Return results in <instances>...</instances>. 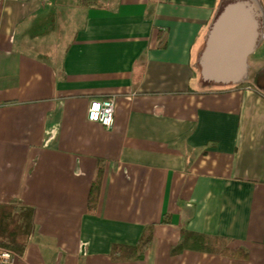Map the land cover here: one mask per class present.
I'll return each mask as SVG.
<instances>
[{"label":"crops","instance_id":"obj_1","mask_svg":"<svg viewBox=\"0 0 264 264\" xmlns=\"http://www.w3.org/2000/svg\"><path fill=\"white\" fill-rule=\"evenodd\" d=\"M220 1L0 0V247L13 264H264V0ZM107 96L111 128L86 119ZM149 226L137 259L126 249ZM181 232L247 258L189 242L173 254Z\"/></svg>","mask_w":264,"mask_h":264},{"label":"trees","instance_id":"obj_2","mask_svg":"<svg viewBox=\"0 0 264 264\" xmlns=\"http://www.w3.org/2000/svg\"><path fill=\"white\" fill-rule=\"evenodd\" d=\"M81 1L84 5H86L87 1L91 3H96L98 0H81ZM102 178H103V170L102 168H98L91 182L89 194L87 197V207L89 212L95 210L97 206L100 190H101ZM163 222L167 223V220L164 219ZM181 235L183 241L175 249H173L172 251L173 254L181 252L183 249H185L186 244L189 242L190 244L195 245L196 248H199L200 251L218 254L225 258L241 259V260L247 258V253L245 251H243L240 248H234V249L230 248L228 246V242H226L223 239L204 236L200 234H193L189 232H181ZM151 238H152V230L151 227L149 226L143 232L138 243L134 247L127 248L126 250L132 251L137 259H141L142 254L144 253L145 249L147 248L148 244L151 241Z\"/></svg>","mask_w":264,"mask_h":264},{"label":"built area","instance_id":"obj_3","mask_svg":"<svg viewBox=\"0 0 264 264\" xmlns=\"http://www.w3.org/2000/svg\"><path fill=\"white\" fill-rule=\"evenodd\" d=\"M114 111L115 98L113 96L92 98L87 105L86 119L105 128H111L114 120ZM13 261V253L0 247V264H13Z\"/></svg>","mask_w":264,"mask_h":264},{"label":"rangeland","instance_id":"obj_4","mask_svg":"<svg viewBox=\"0 0 264 264\" xmlns=\"http://www.w3.org/2000/svg\"><path fill=\"white\" fill-rule=\"evenodd\" d=\"M231 4H239V5L246 6V7L248 6V3L245 0H221L219 7H218V9H219L218 11L219 12L223 11L227 6H229ZM253 21H255L254 22L255 30L257 32H259L261 29V20L254 17ZM257 37H258V35H256V38Z\"/></svg>","mask_w":264,"mask_h":264}]
</instances>
